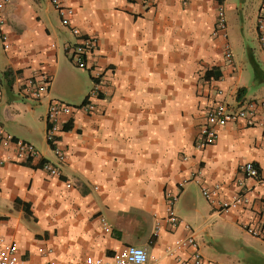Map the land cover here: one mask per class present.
Returning a JSON list of instances; mask_svg holds the SVG:
<instances>
[{"label": "crops", "instance_id": "0c3cea01", "mask_svg": "<svg viewBox=\"0 0 264 264\" xmlns=\"http://www.w3.org/2000/svg\"><path fill=\"white\" fill-rule=\"evenodd\" d=\"M262 2L225 1L240 27L229 62L224 39L214 34L217 0H67L75 11L68 27L50 0H11L4 12L9 49L0 35V126L39 151L32 165L0 167V236L17 243L21 259L85 264L88 256L135 245L149 250L151 264H178L167 248L191 225L207 259L264 264V241L242 227L258 225L264 180L246 179L252 205L218 210L238 190L240 165L253 162L264 178V105L257 116L262 125L241 120L218 127L214 144L195 146L208 108L222 101L236 107L243 99L264 104ZM70 27L98 38L90 63L105 72V93L95 112L76 113L61 133L67 158L53 176L42 169L44 160L56 162L48 142L49 102L79 105L93 85L74 90L65 81V47L76 40ZM42 74L50 77L48 92L40 100L25 96L27 79ZM216 183L222 189L212 204L201 190ZM167 191L179 194L181 223L173 233L167 231Z\"/></svg>", "mask_w": 264, "mask_h": 264}, {"label": "built area", "instance_id": "2783aa9c", "mask_svg": "<svg viewBox=\"0 0 264 264\" xmlns=\"http://www.w3.org/2000/svg\"><path fill=\"white\" fill-rule=\"evenodd\" d=\"M52 6L57 11L60 21L64 26H70L71 18L74 15V8L67 4V0H50ZM144 3H151L153 0H141ZM226 0H217V22L214 34L224 39L225 56L229 62L233 59L230 43L228 41V22L226 14ZM11 0H0V35L5 49L10 48L9 37L5 30L7 18L5 9ZM72 34L76 37L73 43L66 45L65 50L70 59L83 70H89L92 76L93 85L90 88L84 101L79 105H74L62 100L54 99L49 102L47 109L48 124V142L56 156V162L45 161L42 169L53 176H60L61 166L66 162L67 153L59 144L60 135L66 130V127L72 126L74 115L78 112L91 114L95 112L97 105L96 100L104 95V75L97 64L90 63L92 53L97 49L98 38L89 35H83L76 27H70ZM257 32L261 49L264 51V0L260 7V13L257 19ZM26 87L23 90L25 96L40 100L48 92L50 86V77L47 74L28 78ZM223 94V90L219 91ZM264 104L256 100H241L239 105L231 107L225 102H219L208 108L206 111V119L200 131V137L196 141V148L205 149L207 146L214 144L218 139V127H223L238 121H244L248 126L262 125L257 116L260 108ZM11 151L13 156L8 157L5 151ZM39 156V151L34 144L29 141L22 140L7 133L0 126V167L5 165L7 161L18 164L33 162ZM242 174L236 179V187L238 190L234 195L226 200L221 201L218 208L221 212H227L230 209H239L241 206H249L252 199L250 193L252 190L246 184V179L253 178L258 183H262L264 178L260 169L253 162H245L239 167ZM222 185L216 183L211 187L202 186L203 196L212 204L216 202ZM179 194L172 191L166 192V221L169 225L167 230L170 233L179 226L181 220L176 213L175 205L178 201ZM258 225L244 223L243 229L251 236L264 241V210L258 213ZM102 227L106 232L112 229L105 217H101ZM187 235L176 237L173 244L167 248V253L178 259V264H224L215 260L207 259L202 251L200 243L196 237L195 229L191 225H186ZM161 231V225L158 223L154 236L150 238L149 244L155 242V237ZM45 252L44 248L40 249ZM47 252H52L48 249ZM180 254L187 257L184 258ZM151 255L149 250L143 246L125 245L120 249L114 250L107 257L88 256L85 264H151ZM0 264H33L20 258L18 254V245L16 242L7 241L0 236ZM47 264H55L48 262Z\"/></svg>", "mask_w": 264, "mask_h": 264}, {"label": "rangeland", "instance_id": "374dc122", "mask_svg": "<svg viewBox=\"0 0 264 264\" xmlns=\"http://www.w3.org/2000/svg\"><path fill=\"white\" fill-rule=\"evenodd\" d=\"M232 18L229 15H227L228 39L231 42L230 43L231 46L232 45L235 46L236 40L238 41L237 36L239 35V28L240 27H239L238 20L237 19L235 20L234 17H232ZM63 63H66V65L70 69L69 75L66 77L65 81H66L67 85H69V84L72 85L74 90L76 89L77 86H84L86 83L92 82V77L90 75V72L87 70L80 69L71 59L66 60L64 58ZM70 63L73 64L74 69L71 68ZM58 78H60V71L58 72ZM61 83H63V80L61 81Z\"/></svg>", "mask_w": 264, "mask_h": 264}, {"label": "trees", "instance_id": "16d2710c", "mask_svg": "<svg viewBox=\"0 0 264 264\" xmlns=\"http://www.w3.org/2000/svg\"><path fill=\"white\" fill-rule=\"evenodd\" d=\"M11 72H8V74H10ZM212 75H211V71H208L207 72V74H206V77L207 78H210ZM214 77H218V76H214ZM239 98H241V95L239 94ZM71 126H68V127H66V130H69V128H70ZM46 160H44L43 161V163L45 162ZM43 163H42V165H43ZM24 165H32V162H28V163H25Z\"/></svg>", "mask_w": 264, "mask_h": 264}]
</instances>
